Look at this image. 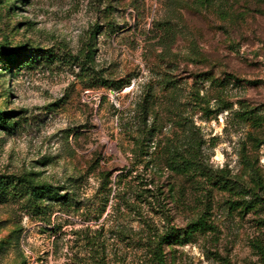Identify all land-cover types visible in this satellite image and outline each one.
<instances>
[{
	"label": "rangeland",
	"instance_id": "obj_1",
	"mask_svg": "<svg viewBox=\"0 0 264 264\" xmlns=\"http://www.w3.org/2000/svg\"><path fill=\"white\" fill-rule=\"evenodd\" d=\"M191 132L211 180L165 167ZM200 215L165 264H264V0H0V264H148Z\"/></svg>",
	"mask_w": 264,
	"mask_h": 264
},
{
	"label": "trees",
	"instance_id": "obj_2",
	"mask_svg": "<svg viewBox=\"0 0 264 264\" xmlns=\"http://www.w3.org/2000/svg\"><path fill=\"white\" fill-rule=\"evenodd\" d=\"M4 50L1 52L3 53ZM151 133V131H149ZM173 138H177L173 136ZM190 139L183 145L179 147L174 143H172L171 147L168 148L167 160L165 157V164L167 169H171L175 171L180 176H186L187 178L194 179H208L211 180L213 178L210 168L206 166V164L200 158V147L199 140L194 134L190 133ZM165 155V152H164ZM164 160V158H163ZM118 178H121L118 177ZM121 181L118 179V182ZM148 198H155V194L153 195L149 189H146ZM35 199H42L47 197L49 199H58L60 198L57 190L51 188V186L43 185L35 188L32 193ZM253 204L250 201L243 200V204L241 207L244 209H251ZM209 218L204 215H200L196 220H194L189 226L188 229L182 234L177 236H171L174 234L168 233V231L161 232L151 227V229L147 231V236L142 246V250L145 252L146 261L148 264H165V253L163 249V245L167 244L169 240L174 237L178 243L187 242L192 239L195 235H207L214 233L216 231L214 225L208 221ZM252 249L257 251L259 254L264 255V246L260 240H255L251 244Z\"/></svg>",
	"mask_w": 264,
	"mask_h": 264
}]
</instances>
